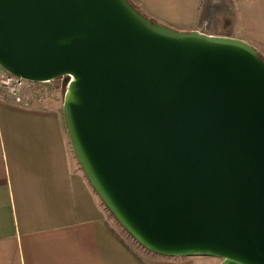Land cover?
Instances as JSON below:
<instances>
[{"label": "water", "instance_id": "obj_1", "mask_svg": "<svg viewBox=\"0 0 264 264\" xmlns=\"http://www.w3.org/2000/svg\"><path fill=\"white\" fill-rule=\"evenodd\" d=\"M0 66L65 77L90 183L144 247L264 264V59L131 0H0Z\"/></svg>", "mask_w": 264, "mask_h": 264}, {"label": "crops", "instance_id": "obj_2", "mask_svg": "<svg viewBox=\"0 0 264 264\" xmlns=\"http://www.w3.org/2000/svg\"><path fill=\"white\" fill-rule=\"evenodd\" d=\"M147 15L264 48V0H234L226 31L202 18L205 0H131ZM169 256L129 240L85 174L55 97L24 102L0 91V264H212Z\"/></svg>", "mask_w": 264, "mask_h": 264}, {"label": "rangeland", "instance_id": "obj_3", "mask_svg": "<svg viewBox=\"0 0 264 264\" xmlns=\"http://www.w3.org/2000/svg\"><path fill=\"white\" fill-rule=\"evenodd\" d=\"M234 2V0H205L203 4L202 18L207 22L208 26H211L209 29H212L213 31L228 30L230 27L228 25V19L234 17V13L236 11V8L233 4ZM135 5L139 8H142V5L139 3H136ZM258 50L264 57V48L258 47ZM66 87L67 86L63 77H58L50 81H35L31 89L28 91L31 92V95L34 97H56L63 107ZM106 210L114 224L127 238H129V240L137 242L139 246H143L123 227V225L116 219L107 206ZM210 260L212 264H219L222 261V258L214 256Z\"/></svg>", "mask_w": 264, "mask_h": 264}, {"label": "built area", "instance_id": "obj_4", "mask_svg": "<svg viewBox=\"0 0 264 264\" xmlns=\"http://www.w3.org/2000/svg\"><path fill=\"white\" fill-rule=\"evenodd\" d=\"M65 81V77H63ZM35 81L27 80L20 75L6 71L0 66V91L4 92L15 102H24L26 95L31 94V89ZM66 86L67 83L65 82ZM41 99L42 97H37Z\"/></svg>", "mask_w": 264, "mask_h": 264}, {"label": "trees", "instance_id": "obj_5", "mask_svg": "<svg viewBox=\"0 0 264 264\" xmlns=\"http://www.w3.org/2000/svg\"><path fill=\"white\" fill-rule=\"evenodd\" d=\"M132 2V1H131ZM133 3V2H132ZM134 4V3H133ZM135 5V4H134ZM136 6V5H135ZM137 7V6H136ZM140 10V9H139ZM141 11V10H140ZM144 13V12H143ZM145 15H147L146 13H144ZM147 16H149V15H147ZM151 17V16H150ZM152 18V20H155V21H160V20H157V19H155V18H153V17H151ZM259 54H260V56L264 59V57L261 55V53H260V51H259Z\"/></svg>", "mask_w": 264, "mask_h": 264}]
</instances>
